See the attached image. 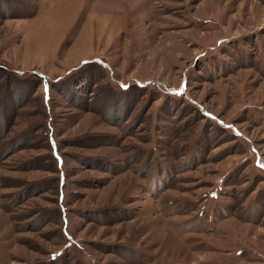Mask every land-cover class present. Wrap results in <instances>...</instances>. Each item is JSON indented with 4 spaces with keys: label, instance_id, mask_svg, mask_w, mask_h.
Here are the masks:
<instances>
[{
    "label": "rangeland",
    "instance_id": "obj_1",
    "mask_svg": "<svg viewBox=\"0 0 264 264\" xmlns=\"http://www.w3.org/2000/svg\"><path fill=\"white\" fill-rule=\"evenodd\" d=\"M0 264H264V0H0Z\"/></svg>",
    "mask_w": 264,
    "mask_h": 264
}]
</instances>
